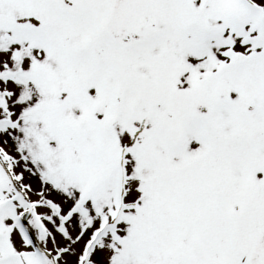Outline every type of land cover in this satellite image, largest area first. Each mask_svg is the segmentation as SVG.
Returning <instances> with one entry per match:
<instances>
[{"label":"snow or ice","instance_id":"6c2138e0","mask_svg":"<svg viewBox=\"0 0 264 264\" xmlns=\"http://www.w3.org/2000/svg\"><path fill=\"white\" fill-rule=\"evenodd\" d=\"M0 264H264V0H0Z\"/></svg>","mask_w":264,"mask_h":264}]
</instances>
